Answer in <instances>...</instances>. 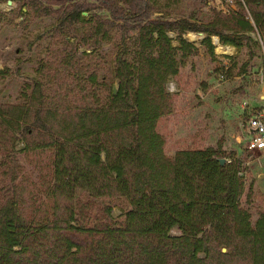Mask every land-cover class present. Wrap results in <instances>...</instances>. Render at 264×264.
<instances>
[{
    "label": "trees",
    "instance_id": "16d2710c",
    "mask_svg": "<svg viewBox=\"0 0 264 264\" xmlns=\"http://www.w3.org/2000/svg\"><path fill=\"white\" fill-rule=\"evenodd\" d=\"M230 2L200 17L160 0L22 2L53 17L52 48L0 103V264H264V210L251 221L240 205L255 189L244 163L212 147L169 155L157 129L167 84L198 49L214 57L212 37L243 51L235 76L264 64V0Z\"/></svg>",
    "mask_w": 264,
    "mask_h": 264
},
{
    "label": "rangeland",
    "instance_id": "374dc122",
    "mask_svg": "<svg viewBox=\"0 0 264 264\" xmlns=\"http://www.w3.org/2000/svg\"><path fill=\"white\" fill-rule=\"evenodd\" d=\"M8 1L10 4H7ZM83 1L98 5V0ZM22 2L24 0H0V70H7L5 76H0V103L14 102L25 78L33 73L32 68L39 61L41 52L43 56L46 50L52 48L53 17H31L25 7L20 13ZM160 2L164 7L161 12L183 17H188L191 12L200 17L209 9L219 11L228 6L234 10L228 0ZM184 38L198 47L199 36L188 33ZM253 38L257 40V37ZM211 44L214 57L206 56L198 49L190 64L187 63L167 84V91L173 97V109L170 115L159 120L157 129L165 137L164 150L169 155L179 149L212 147L225 153L232 152L247 164L255 189L248 204L245 203L246 191H243L240 205L248 209L253 221L257 211L264 210V155L244 150L239 138L244 137L245 116L240 106L245 103L248 108L264 107V64L253 60V67L242 77H237L236 68L245 60L243 51L231 48L227 53L218 54L217 39L215 43L212 37ZM110 49L111 46L103 47L105 52ZM219 65L224 67L223 71L233 65L236 67L226 76L223 71L215 72ZM110 203L112 216L117 217L121 203L119 200H110Z\"/></svg>",
    "mask_w": 264,
    "mask_h": 264
},
{
    "label": "built area",
    "instance_id": "2783aa9c",
    "mask_svg": "<svg viewBox=\"0 0 264 264\" xmlns=\"http://www.w3.org/2000/svg\"><path fill=\"white\" fill-rule=\"evenodd\" d=\"M214 1L219 2V0ZM228 1L231 3L230 0ZM228 9H232V6L230 8L228 6L225 10L220 8L219 11L227 13ZM240 109L245 116L244 137L239 138L244 145V150L248 153L258 152L264 155V107L248 108V106L243 103ZM244 165L246 166L247 164Z\"/></svg>",
    "mask_w": 264,
    "mask_h": 264
},
{
    "label": "bare ground",
    "instance_id": "6f19581e",
    "mask_svg": "<svg viewBox=\"0 0 264 264\" xmlns=\"http://www.w3.org/2000/svg\"><path fill=\"white\" fill-rule=\"evenodd\" d=\"M215 43H216V40H215ZM230 49L225 48V47L224 48H221V47H219V46L216 45V52L218 54L227 53V52H229Z\"/></svg>",
    "mask_w": 264,
    "mask_h": 264
},
{
    "label": "water",
    "instance_id": "95a60500",
    "mask_svg": "<svg viewBox=\"0 0 264 264\" xmlns=\"http://www.w3.org/2000/svg\"><path fill=\"white\" fill-rule=\"evenodd\" d=\"M7 4H10V2L8 1ZM215 39H216V38H215ZM219 162L222 163L223 160H219ZM222 251H224V250H222Z\"/></svg>",
    "mask_w": 264,
    "mask_h": 264
},
{
    "label": "crops",
    "instance_id": "0c3cea01",
    "mask_svg": "<svg viewBox=\"0 0 264 264\" xmlns=\"http://www.w3.org/2000/svg\"><path fill=\"white\" fill-rule=\"evenodd\" d=\"M215 40H216V39H215ZM213 45H214V44H213ZM216 45L219 46L218 43H217ZM219 47H221V46H219ZM221 48H224V47H221ZM225 48L230 49V47H225Z\"/></svg>",
    "mask_w": 264,
    "mask_h": 264
}]
</instances>
